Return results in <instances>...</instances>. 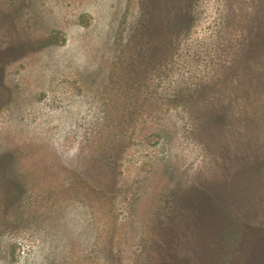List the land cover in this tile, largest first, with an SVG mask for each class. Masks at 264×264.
I'll list each match as a JSON object with an SVG mask.
<instances>
[{
	"label": "rangeland",
	"instance_id": "rangeland-1",
	"mask_svg": "<svg viewBox=\"0 0 264 264\" xmlns=\"http://www.w3.org/2000/svg\"><path fill=\"white\" fill-rule=\"evenodd\" d=\"M256 32L264 0H0V264H264Z\"/></svg>",
	"mask_w": 264,
	"mask_h": 264
},
{
	"label": "trees",
	"instance_id": "trees-1",
	"mask_svg": "<svg viewBox=\"0 0 264 264\" xmlns=\"http://www.w3.org/2000/svg\"><path fill=\"white\" fill-rule=\"evenodd\" d=\"M172 8H175V10H176L174 19H175L176 23L178 24V26L181 29L182 27H184V21H185V18H186V10H184V9L179 10V8L177 6H174V5H171L170 4L169 5V8L167 7V11L168 10L171 11ZM254 34L255 35H253V37H252L253 39L251 40V43H250V46L252 48V54H254L256 51H258V47L259 46H263L264 45V37L262 36V34L261 33H257V32L254 33ZM258 168H260V167H258ZM258 168H256L254 171H252L254 173H257L255 175H258V172H259L258 171L259 170ZM242 190H244V189H242ZM214 212H216V210ZM222 214L219 215L220 216V219H222L223 217H229L230 216L228 219L230 221H233L234 222V220L232 219L233 218L232 215H229V214H227L225 212L222 213ZM215 223H217L216 227H219V228H220L221 224H223V222H220V220L216 221ZM224 223H225V226L231 225L229 222L228 223L227 222H224ZM234 226H236V225H234ZM225 233H227V234H225ZM217 236L220 237V238H224V240H225L224 242L229 243L230 246H232L233 244H235V242H237V243L240 242V239H241L240 238V234H237V230L235 229V227L230 232H222V233H219L218 232Z\"/></svg>",
	"mask_w": 264,
	"mask_h": 264
}]
</instances>
